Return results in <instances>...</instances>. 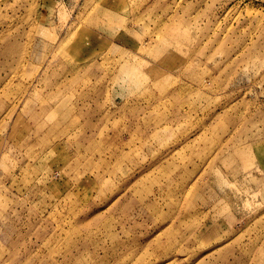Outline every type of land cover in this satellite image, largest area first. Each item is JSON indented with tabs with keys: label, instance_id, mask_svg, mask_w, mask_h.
<instances>
[{
	"label": "rangeland",
	"instance_id": "obj_1",
	"mask_svg": "<svg viewBox=\"0 0 264 264\" xmlns=\"http://www.w3.org/2000/svg\"><path fill=\"white\" fill-rule=\"evenodd\" d=\"M0 264H264V0H0Z\"/></svg>",
	"mask_w": 264,
	"mask_h": 264
}]
</instances>
